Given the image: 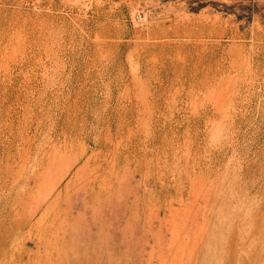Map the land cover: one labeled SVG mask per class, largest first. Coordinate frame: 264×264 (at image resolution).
I'll list each match as a JSON object with an SVG mask.
<instances>
[{
    "label": "rangeland",
    "instance_id": "1",
    "mask_svg": "<svg viewBox=\"0 0 264 264\" xmlns=\"http://www.w3.org/2000/svg\"><path fill=\"white\" fill-rule=\"evenodd\" d=\"M0 264H264V0H0Z\"/></svg>",
    "mask_w": 264,
    "mask_h": 264
}]
</instances>
